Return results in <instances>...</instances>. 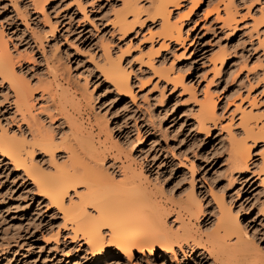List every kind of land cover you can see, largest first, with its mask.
<instances>
[{
	"label": "rangeland",
	"instance_id": "374dc122",
	"mask_svg": "<svg viewBox=\"0 0 264 264\" xmlns=\"http://www.w3.org/2000/svg\"><path fill=\"white\" fill-rule=\"evenodd\" d=\"M37 1L0 0V31L12 52L16 73L33 90L35 120L57 133L68 129L66 120L76 121L86 135L97 141L95 118H105L111 131L107 147L113 141L140 138L133 168L140 171L144 161L142 170L149 178L143 184L155 193L156 200L152 201L165 207L167 226L175 229L178 225L174 210L193 186L205 211L200 213L198 223L192 220L191 225L197 236L206 239L211 232L206 227L218 215L216 197L223 195L233 214L246 226L250 245L246 258L238 252L230 253L228 263L264 261V182L257 173L264 143L252 145L248 168L233 169L228 157L229 130L224 127L231 123V133H238L236 105L248 108L255 97L256 110L264 108V44L260 43L264 22L254 29L255 19L264 16V0H201L192 12V0H179V6L172 7L171 12L173 20L182 22L184 40L170 42L167 48H160L159 22L147 17L148 12L142 11L143 22L127 34L121 35L116 29L114 16L129 0H40L44 9L34 7ZM136 1L140 5L148 3ZM229 1L236 11L233 28L217 20L213 10ZM209 10L212 11L206 16ZM52 27H56L54 32ZM41 40L43 46L39 45ZM106 45L133 69L134 100L118 93L100 72L98 63ZM151 49H160L157 65L161 63L159 67L181 74L189 89L183 85L173 87L140 63L138 58ZM217 53H224L226 59L216 74L212 59ZM57 66L66 78H55L51 70ZM47 81L53 82L51 87L56 89L62 106L67 102L63 116L54 120L48 117L45 106L49 102L41 95ZM141 81L147 83L141 85ZM206 91L217 101L219 118L216 124L210 123L209 133L197 123L199 102ZM88 94L89 103L85 98ZM12 101L10 84L0 76V128L26 131ZM104 136L98 141L102 142ZM36 154L38 161L43 159L48 164L47 155ZM112 161L108 156L106 165L110 167ZM116 172L120 180L121 173ZM159 177L165 178L163 185ZM56 231H60L59 235ZM70 235V229L63 227L61 213L38 193L23 171L15 170L0 153V264H94L95 257L87 246ZM176 251L177 256L169 252L164 259L159 256L163 255L160 250L154 254L135 250L128 258L112 249L109 256L95 264H220L219 259L202 254L201 249L193 253L187 248L186 253H181L176 247Z\"/></svg>",
	"mask_w": 264,
	"mask_h": 264
},
{
	"label": "bare ground",
	"instance_id": "6f19581e",
	"mask_svg": "<svg viewBox=\"0 0 264 264\" xmlns=\"http://www.w3.org/2000/svg\"><path fill=\"white\" fill-rule=\"evenodd\" d=\"M40 2V0L35 2L34 7L44 9L43 3L41 5ZM200 2L201 0H192L190 12ZM146 4L140 5L136 0H129L123 4L122 10L118 11L113 19V24L120 34H127L137 23H142L140 14L145 11L148 12L147 17L159 22L157 36L161 40L160 48H167L170 42H182L184 40L182 22L173 20L171 12L172 7H178L180 1L148 0ZM213 10L216 12V19L223 25L235 27L236 11L231 1L223 6L218 4ZM211 11H207L205 15L207 16ZM182 17L183 15L180 16ZM263 22L264 16L255 19L254 29ZM55 29L56 27H52L53 32ZM152 35L154 33L151 32V37ZM260 43L264 44V34ZM39 45L43 46L42 40ZM159 52L160 49H151L138 59L141 64L151 68L159 79L165 80L173 87L183 85L185 90L189 89L184 86L181 74H177L171 68L159 67L161 63L157 65L159 60L156 58ZM225 59L224 53H217L213 57V70L216 74L220 71ZM98 67L118 93L128 94L132 100L135 99L131 85V73L134 71L126 67V64L124 65L122 56L115 57L109 51V45L104 47ZM51 71L54 72L55 78L57 76L66 78L58 66ZM0 76L9 82L13 92L12 102L21 120L27 126L26 131L19 129L18 132L0 128V153L9 159L15 166V170L23 171L37 188L38 193L47 198L49 204L61 213L63 227L70 229L71 239L79 238L82 244L87 246L95 257L94 264L102 257L109 256L112 249L119 250L128 258L133 256L135 250L141 254L146 252L154 254L160 250L163 255L159 254V256L166 259V254L169 252L177 256L176 247L181 253H186L187 248L193 253L201 249L202 254L205 252L209 256H215L216 259H214L216 261L219 259L220 264H231V262L228 263L229 260L227 261L226 257L234 252L246 258L250 252V245L246 238L249 236L246 232L247 228L233 214L223 195L216 197L218 215L215 213L217 216L214 223L206 227L208 230L211 228V232L208 231L209 233L206 234V239H203L201 235L197 236L191 225L192 220H195L194 223L197 224L200 213L205 211L202 203L194 194L193 186L185 200L174 210L176 212L174 221L178 222V225L175 229L167 226L168 213L166 214L163 210L165 207L163 208L156 201L153 202L156 197H154L155 193L143 184L144 179L149 178L146 177L147 175L144 176L145 173L142 170L144 161L140 163V171L137 172L133 168L136 160L133 156L139 147L140 138L135 140L129 138L122 142L113 141L110 147L105 146L111 131L107 119L101 117L95 118L98 130L96 136L99 138L102 134L106 136L102 142L100 141L101 143L98 141L99 138L95 141L94 137L86 135L82 126L70 119L66 120L68 129L62 128L61 133L53 132L54 129L43 128V125H40L32 114L33 90L16 73L12 52L1 31ZM146 83L141 81V85ZM52 84L48 81L44 83V92L41 93L49 102L45 109L48 111L50 120L63 114V106L67 103L62 106L57 100L56 89L51 87ZM55 86L57 87V84ZM85 98L89 103L91 95L88 94ZM235 107L239 112L238 133H231V123L224 127L229 130L228 157L231 159L232 167L242 170L249 167L252 145L260 141L264 143V108L262 111L256 110L255 97L250 100L248 108H243L242 105ZM197 111V123L209 133L210 123L216 124L219 119L217 101L209 91H206L204 99L199 102ZM136 126L139 129V126ZM101 145L105 148L100 149ZM36 153L47 155L48 164H45L43 159H40L41 162L38 161ZM261 154L260 163L257 164V173L262 176L261 181L264 182V150ZM108 156L113 160L110 167L106 165ZM116 169L121 173L120 180H117ZM157 180L163 185L165 178L162 180L159 177ZM59 233L60 231L56 235ZM256 261L253 263L255 264Z\"/></svg>",
	"mask_w": 264,
	"mask_h": 264
}]
</instances>
